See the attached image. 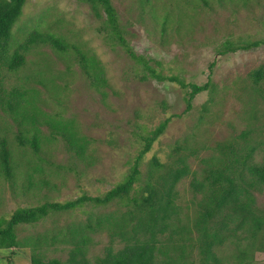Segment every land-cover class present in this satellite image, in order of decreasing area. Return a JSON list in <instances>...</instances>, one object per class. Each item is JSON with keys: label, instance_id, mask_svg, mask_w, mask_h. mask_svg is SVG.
Instances as JSON below:
<instances>
[{"label": "rangeland", "instance_id": "374dc122", "mask_svg": "<svg viewBox=\"0 0 264 264\" xmlns=\"http://www.w3.org/2000/svg\"><path fill=\"white\" fill-rule=\"evenodd\" d=\"M188 13L180 24L174 15L162 31V19L155 21L149 4L145 9L140 0H111L115 7L125 38L133 50L148 59L159 61L157 66L165 75H179L186 83L204 84L211 79L217 85L216 103L203 114V105L210 94L203 91L196 95L188 111L186 90L179 83L143 79L141 68L126 51L101 33V21L91 6L80 0H26L23 13L13 28L12 41L21 43L26 33L34 26L42 31L63 34L71 42L80 43L100 59L108 78L102 95L90 87L75 64L68 75L56 83L65 87L58 99L49 98L46 88L30 77H25L37 68L42 57L50 60L53 74L65 69L61 56L49 46H35L27 53L26 66L18 72L0 68L1 88L27 84L41 91L45 103H40L47 113L59 112L66 118H74L79 132L90 141V164L77 158L67 150L61 138L50 143L44 142L40 153H35L29 144L17 139V127L11 117L0 109V132L7 137L15 165L14 177L7 178L0 172V219H10L19 208L32 207L44 202H65L83 194L102 195L123 180L134 158L142 148L141 135L154 129L162 120L171 121L164 133L145 156L142 169L145 172L150 160L157 156L167 161L177 145L200 147L214 145L219 140L234 136L248 125L258 127L257 135L264 139V99L255 96L256 113L259 119H250L253 97L248 73L264 64V43L250 49L220 54L225 40L255 42L264 39V0H248L247 6L241 1L191 0ZM161 11L165 4L179 3V0H152ZM176 10V5L173 6ZM160 13V12H159ZM154 63V62H152ZM59 74V73H58ZM65 79V80H64ZM26 82V83H25ZM66 84V86H64ZM47 136L48 128L42 126ZM187 140V142H186ZM264 148V147H263ZM209 148L199 154L205 156ZM39 155L43 157L40 160ZM264 159V150L257 155ZM198 159L191 158L193 169H199ZM41 164L43 173H34L35 180L46 178L49 185H36L28 189L27 172ZM190 178L178 186L179 203L184 207L193 205ZM258 203L264 197L257 195ZM85 206L72 212L49 215L36 224H22L17 227L19 240L47 233L72 220L85 219ZM110 206L108 209H115ZM108 236H95L90 248V258L101 255ZM47 256L67 257L66 248L61 244L45 247ZM30 246L0 249V264H32ZM253 264H264V252H256Z\"/></svg>", "mask_w": 264, "mask_h": 264}, {"label": "trees", "instance_id": "16d2710c", "mask_svg": "<svg viewBox=\"0 0 264 264\" xmlns=\"http://www.w3.org/2000/svg\"><path fill=\"white\" fill-rule=\"evenodd\" d=\"M88 3L94 15L101 21L100 32L104 38L119 44L141 68L143 79L179 83L186 90V110L199 93L208 91L209 101L203 105V120L209 107L216 103L217 85L209 79L204 84L186 83L179 75H165L157 66L159 61L137 54L125 38L124 28L111 0H80ZM209 5L208 0H202ZM241 1L247 6L248 0ZM219 3L225 0H218ZM26 0H0V68L18 72L27 63V53L35 46H49L61 56L65 69L53 74L50 60L42 57L34 72L27 75L49 93V98L58 99L65 87L56 83L68 75L76 64L87 83L102 95L108 78L100 59L80 43L71 42L63 34L42 31L32 27L25 39L12 41L13 28L23 13ZM191 0L165 4L161 11L152 0H140L149 4L155 21L162 19L161 27L167 25L176 15L181 24L188 13ZM176 5V10L173 6ZM145 9V8H144ZM160 12V13H159ZM264 43L225 40L220 54L250 49ZM154 62V63H152ZM252 106L250 119H259L256 113L255 96L264 99V64L248 73ZM65 80V79H64ZM26 83V82H25ZM66 86V84L64 85ZM41 91L27 84L1 88L0 109L16 124V137L22 144H29L35 153H40L44 142L61 141L77 158L90 164L91 141L79 132L74 118H66L59 112L47 113L40 103ZM47 103V102H46ZM206 112V114H204ZM171 118L162 120L154 129L141 135L142 148L133 160L123 180L102 195L83 194L65 202L47 201L37 206L17 209L10 219H0V249L30 246L32 264H253L256 252H264V203L259 204L257 195L264 197V159L257 155L264 150V139L257 135L258 127L248 125L245 129L212 146L200 147L177 145L167 161L154 156L142 169L144 156L151 151L154 143L167 129ZM42 126L48 128L46 136ZM187 142V140H186ZM7 137L0 132V172L7 178L14 177L15 165L8 148ZM210 152L200 156L202 149ZM40 160L43 157L39 155ZM198 159L199 169H193L190 159ZM42 175L41 164L27 172L28 189L36 185L48 186L49 181ZM190 178L193 205L189 208L179 203L178 184ZM90 206L85 210V219L72 220L61 227L44 234L30 236L21 241L17 227L22 224H36L49 215L72 212ZM110 206L115 209L109 210ZM106 233L108 244L101 255L90 258V248L95 236ZM61 244L66 248L67 257L47 256L45 247Z\"/></svg>", "mask_w": 264, "mask_h": 264}]
</instances>
